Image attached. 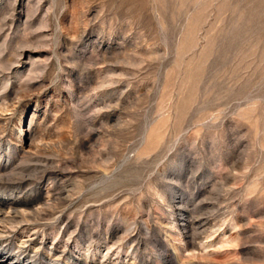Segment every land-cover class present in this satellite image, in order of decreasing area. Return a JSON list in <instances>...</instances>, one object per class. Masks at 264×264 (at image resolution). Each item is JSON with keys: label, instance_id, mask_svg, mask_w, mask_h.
<instances>
[{"label": "rangeland", "instance_id": "obj_1", "mask_svg": "<svg viewBox=\"0 0 264 264\" xmlns=\"http://www.w3.org/2000/svg\"><path fill=\"white\" fill-rule=\"evenodd\" d=\"M264 264V0H0V264Z\"/></svg>", "mask_w": 264, "mask_h": 264}, {"label": "bare ground", "instance_id": "obj_2", "mask_svg": "<svg viewBox=\"0 0 264 264\" xmlns=\"http://www.w3.org/2000/svg\"><path fill=\"white\" fill-rule=\"evenodd\" d=\"M50 264H55V263H50Z\"/></svg>", "mask_w": 264, "mask_h": 264}]
</instances>
